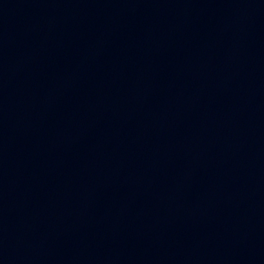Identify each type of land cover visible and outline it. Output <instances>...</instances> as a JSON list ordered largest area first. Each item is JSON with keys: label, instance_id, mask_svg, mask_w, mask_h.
<instances>
[{"label": "water", "instance_id": "1", "mask_svg": "<svg viewBox=\"0 0 264 264\" xmlns=\"http://www.w3.org/2000/svg\"><path fill=\"white\" fill-rule=\"evenodd\" d=\"M0 264H264V0H0Z\"/></svg>", "mask_w": 264, "mask_h": 264}]
</instances>
